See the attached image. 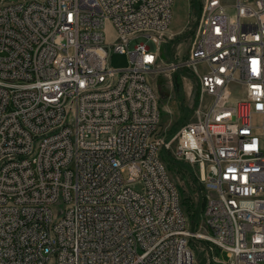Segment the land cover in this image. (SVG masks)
I'll return each instance as SVG.
<instances>
[{"label": "built area", "instance_id": "1", "mask_svg": "<svg viewBox=\"0 0 264 264\" xmlns=\"http://www.w3.org/2000/svg\"><path fill=\"white\" fill-rule=\"evenodd\" d=\"M174 2L0 3V264H195L192 238L226 252L217 264H264V0L202 6L188 64L210 104L173 154L205 191L203 231L161 157L149 79Z\"/></svg>", "mask_w": 264, "mask_h": 264}, {"label": "rangeland", "instance_id": "2", "mask_svg": "<svg viewBox=\"0 0 264 264\" xmlns=\"http://www.w3.org/2000/svg\"><path fill=\"white\" fill-rule=\"evenodd\" d=\"M224 1L234 3L235 0ZM204 2L205 0H175L173 18L160 45L159 63L149 75L159 99V134L164 143L169 145L163 146L161 157L165 160L172 179L178 185L182 199H189L187 203L190 205L202 204L205 191L201 189L202 185L194 168L177 160L173 149L180 127L197 118V114L210 104V98L201 89L197 71L188 64ZM234 10L230 8L229 12L234 13ZM105 29L106 40L111 41L114 31L109 23H106ZM110 65L114 69L125 68L129 66V57L126 54L112 52ZM198 69L203 71L204 66L201 65ZM226 96L231 101L243 98L244 88L232 85ZM124 177L127 178L128 174L125 173ZM183 207L186 211V205ZM197 222L195 226L190 224L191 230L203 231L202 215ZM190 242L195 253V264H217L216 259L228 261L226 252H222L210 242L200 238H192Z\"/></svg>", "mask_w": 264, "mask_h": 264}, {"label": "trees", "instance_id": "3", "mask_svg": "<svg viewBox=\"0 0 264 264\" xmlns=\"http://www.w3.org/2000/svg\"><path fill=\"white\" fill-rule=\"evenodd\" d=\"M169 163L171 164V162H169ZM201 189L204 191L202 186H201ZM188 200H186V199L183 200V206L186 205V211L185 212H187L186 214H188V216H189L190 224L195 226V225H197V223H198L197 221L200 220V217L202 215V212H203V209L205 206V199H204V202L202 204H197V205L188 204L187 203Z\"/></svg>", "mask_w": 264, "mask_h": 264}]
</instances>
